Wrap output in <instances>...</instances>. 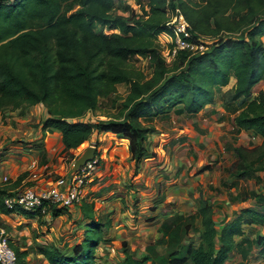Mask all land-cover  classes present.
I'll use <instances>...</instances> for the list:
<instances>
[{"label":"trees","instance_id":"obj_1","mask_svg":"<svg viewBox=\"0 0 264 264\" xmlns=\"http://www.w3.org/2000/svg\"><path fill=\"white\" fill-rule=\"evenodd\" d=\"M118 1L122 0H0V115L6 109L43 106L46 118L39 124L41 129L59 132L67 151L91 142L94 132L124 139L136 174L143 161L154 157L147 141L155 129L145 120L176 108L196 115L214 102L215 90L233 78L227 102L236 103L234 109L240 112L232 125L259 136L261 143L233 149L236 160L229 176L248 181L263 173L264 90L254 94L253 89L264 82V0H168V4L144 0V14L128 17L113 14ZM176 9L192 40H200L207 49L196 55L181 51L167 62L157 38L170 36L168 47H172L166 12ZM140 58L147 61L149 76L131 63ZM121 85L126 95L117 97L115 114L106 120H78L96 113L100 99L115 104L112 97ZM244 192L237 200L250 199L253 204L228 221L218 223L214 207L201 197L194 214L165 215L158 228L161 238L141 258L124 250L121 264H225L232 250L245 260L253 249L264 259V232L243 238L244 225L264 227V189ZM7 195L11 194L0 190V214H40V208L33 212L5 208ZM87 208L82 240L70 252L55 246L38 248L44 264H96L102 230L110 221L96 220ZM63 209L49 207L55 217ZM191 234L198 236V244ZM157 246L163 254L157 253ZM13 252L17 264H27V251Z\"/></svg>","mask_w":264,"mask_h":264},{"label":"crops","instance_id":"obj_2","mask_svg":"<svg viewBox=\"0 0 264 264\" xmlns=\"http://www.w3.org/2000/svg\"><path fill=\"white\" fill-rule=\"evenodd\" d=\"M262 42L264 44V38ZM234 84L235 79L231 78L227 86L217 88L214 102L196 115H185L176 108L167 115L145 120L144 124L155 128V132L148 138L147 147L158 158L155 159L154 156L143 161L136 174L134 163L130 159L128 142L108 133L94 132L91 142L98 143L95 154L98 155L100 164L81 204L73 209H63L57 217L49 209L33 216L19 212L0 214V223L11 238V247L28 252L27 264L35 261L44 264V259L37 253L38 248L53 246L49 242L57 237V229L64 223L67 224L62 229L67 234L77 228L83 237L87 222L84 214L88 211L87 207H91L96 220L106 223L109 220L107 218H111V238L123 239L125 252L134 258H141L146 254L147 246L155 244L161 238L158 228L165 215L178 213L188 216L195 213L196 207L194 208L190 200L191 194L196 193L197 196L193 195L194 199L202 196L215 206L214 215L218 223L231 220L241 208L251 206L252 200L242 202L236 196L240 192L264 187V172L255 179L245 181L230 178L229 171L236 160L233 149L238 146H257L261 143V138L252 132L234 129L232 119L240 109H234L236 103L227 102V94ZM261 90L264 88L259 91ZM89 114L86 115L88 118ZM45 118L46 110L41 105L5 111L0 115L1 191L8 194L26 186L36 189L52 186L57 178L71 174L74 158L79 157L89 147L91 142H85L77 150H65L59 132L41 129L39 124ZM6 121L9 123L5 124ZM3 130L8 135H16L11 139L5 138ZM196 142L198 147L195 146ZM154 163L157 164L155 169L154 166H149ZM204 165H210V170L200 171ZM197 166L198 174L219 175V187L214 186L212 180L206 186L213 191V195L217 196L218 191H222L223 195L207 199L205 189L202 192L194 190ZM160 169L165 172L162 176H158ZM153 175L159 177L155 180L154 188L151 179ZM20 176H23L22 180L15 184ZM4 178L8 179L7 183ZM144 186L151 189L146 190ZM221 187L224 189H220ZM135 199L137 203L133 209L132 203ZM59 221L61 223L57 228L56 223ZM255 234L249 236L246 232L243 238L253 239ZM190 238L194 244H198L197 235L191 234ZM235 240L239 241L240 237H235ZM15 242H20L19 248H16ZM55 247L66 250V246ZM72 247L73 245H67L69 250ZM156 251L159 254L164 253L161 248H156ZM119 256L121 264L123 252ZM254 256H258L256 249L245 260L240 258L236 250H232L225 264H259V260H253ZM147 264H151L150 261Z\"/></svg>","mask_w":264,"mask_h":264},{"label":"built area","instance_id":"obj_3","mask_svg":"<svg viewBox=\"0 0 264 264\" xmlns=\"http://www.w3.org/2000/svg\"><path fill=\"white\" fill-rule=\"evenodd\" d=\"M165 1L168 4V0ZM166 16L168 18L166 26L172 33L173 44L171 48L167 47V55L170 60H167L163 55L167 62L173 60L177 53L181 51L189 52L192 55L203 54L206 51L207 48L200 40H192L188 24L185 22L179 10H167ZM160 36L162 37V35ZM85 117L78 120L87 122L84 120ZM89 146L94 147L95 150L97 148L95 142H91ZM99 164L100 159L95 154L92 160L86 162L76 173L57 178L54 184L49 187L36 189L31 186H26L21 190L10 193L11 195H7L4 198L3 205L9 210H24L26 212H33L40 208V213L47 211L50 206L73 209L81 204L84 199L86 189L91 185ZM3 180L5 183L8 182L6 178ZM0 264H17L16 255L9 247L7 230L1 223Z\"/></svg>","mask_w":264,"mask_h":264},{"label":"rangeland","instance_id":"obj_4","mask_svg":"<svg viewBox=\"0 0 264 264\" xmlns=\"http://www.w3.org/2000/svg\"><path fill=\"white\" fill-rule=\"evenodd\" d=\"M144 9H145V3L144 0H122V1H118L116 3L115 6V10L113 11L114 15H122L125 17L130 16L132 13L134 14H144ZM104 32H106V30H103ZM170 43V36L167 35H162L159 36L157 38V48L162 52V54L166 57L167 60H170L168 55H167V47L169 46ZM131 63L134 64L136 66V68H138L140 71H142L146 76H149L150 74V69L148 67L147 61L143 60V59H137V60H131ZM264 88V82H261L259 85H257V87H255L254 92L257 93L260 89ZM126 95V87L121 85L117 87V94L116 96H113L112 99L116 100V103L113 104L111 102V100H105V99H100L99 100V109L96 111V113H90L88 116L89 118L85 117L84 120L89 121V120H106L108 116H111L112 114H115L117 112V107L120 104V101L117 100L118 98H124ZM6 111H8V109H6ZM9 121H6L5 124H8ZM157 127H159V124H157ZM15 129V128H14ZM155 129V128H154ZM5 132V130H3ZM6 137L5 138H9L11 139L12 136H15L16 134H10L8 135L6 132ZM19 134V133H17ZM22 135V134H19ZM24 136H26L24 134ZM2 138V137H1ZM0 138V141H1ZM150 145V144H149ZM195 146L198 147V143H195ZM150 148V147H149ZM170 149L172 148L171 146L169 147ZM169 149V152L171 151ZM150 152L153 153L152 149H149ZM165 153L167 155V150H165ZM170 155V154H169ZM154 158L157 159L158 157L154 154ZM78 157V156H77ZM76 157V158H77ZM76 158L74 159V161L76 160ZM161 160V159H160ZM73 161V162H74ZM198 158H197V162H198ZM231 163V159H229V164ZM155 165L157 164H153V165H149V166H154L155 169ZM212 165H215L214 163H212ZM202 166V165H201ZM206 166V165H204ZM203 166V167H204ZM209 167H211L210 165H207ZM199 166L196 167L195 169V173H196V179H195V186H194V190H197V192H202L205 189V194H206V198L209 199L210 197H214V198H218L220 197V195H223L222 191H218V193L216 194L217 196L213 195V191L209 190V186H206V184L211 181L212 184H214V186L219 187V175L218 174H214L211 173L210 175H206V174H198L199 173ZM151 168V167H150ZM210 170V168L208 169ZM201 171V170H200ZM158 176H162V174H164L165 172H163L161 169L158 170ZM157 175L156 176H152V188H154L155 186V180L159 179ZM151 177V176H150ZM128 182H131L128 181ZM151 183V181H150ZM149 183V184H150ZM146 190L151 189L150 187H146ZM214 187L216 190L217 188ZM220 189H224V187H221ZM264 189V187L259 186L255 192H261ZM145 190V189H144ZM148 193H151L150 191H147ZM211 192V193H210ZM246 192V191H245ZM244 192V193H245ZM249 192V191H247ZM194 196H197V194H191L190 195V200L193 202V206L194 208L196 207V202H197V198L194 199ZM151 197V196H150ZM201 198H203L201 196ZM137 199H135L132 203L133 209H135L136 206V201ZM208 201V200H207ZM209 202V201H208ZM210 203V202H209ZM211 204V203H210ZM77 207V206H76ZM215 207V206H214ZM242 209V208H241ZM110 221V226L108 229H103V241L101 242V244L98 246V248L96 249V264H119L120 261L118 260L120 258L119 253L123 252L125 250V247L122 246V244H125V242H123V239H112L111 238V218H107ZM61 222H57V228L58 225ZM67 223L64 224H60V229H57V237L56 238H51L52 240L49 242L51 245L53 246H59V247H65L66 248V252H70L69 248H67V245L70 244L71 246L76 243V241H81L82 240V234L81 232H79V230L77 228H75L73 230V232L71 234H67L65 231V229H62L63 226H65ZM244 229L246 230V232L249 234V236H253L256 232H264V227H259V226H249V225H244ZM7 237L9 239V247L14 251V249L11 247L10 242H11V238H9V234L7 232ZM48 239V238H47ZM67 241H69V243H67ZM66 242V243H63ZM118 242V243H117ZM16 248L20 247V242H15ZM153 245V244H151ZM148 245V246H151ZM147 246V247H148ZM157 248H161L163 251L164 249L160 246H157ZM61 249V248H60ZM99 256V257H98ZM121 259V258H120ZM253 260L258 261L259 260V264H264V259L260 258L259 256H254ZM32 261V259H31ZM99 263H98V262ZM32 264H38V262H34Z\"/></svg>","mask_w":264,"mask_h":264},{"label":"water","instance_id":"obj_5","mask_svg":"<svg viewBox=\"0 0 264 264\" xmlns=\"http://www.w3.org/2000/svg\"><path fill=\"white\" fill-rule=\"evenodd\" d=\"M95 155L94 147H87L79 157L73 162L71 173H76L86 162L91 161L93 156Z\"/></svg>","mask_w":264,"mask_h":264}]
</instances>
